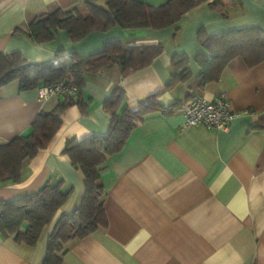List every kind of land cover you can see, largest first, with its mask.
<instances>
[{
    "label": "crops",
    "instance_id": "obj_1",
    "mask_svg": "<svg viewBox=\"0 0 264 264\" xmlns=\"http://www.w3.org/2000/svg\"><path fill=\"white\" fill-rule=\"evenodd\" d=\"M87 1L0 0V53L18 52L28 62H43L63 48L86 59L113 40L125 46L160 43L163 51L126 76L117 65L87 74L80 91L85 112L76 103L65 109L49 144L24 161L21 181L0 183V200L58 181L64 191L72 189L35 245L18 244L0 234V264H43L55 223L72 214L84 195L82 171L62 153L66 141L105 135L110 115L103 104L113 90L122 88L126 105L136 109L169 79L174 53L188 56L191 77L162 92L158 102L165 112L147 114L122 149L99 167L107 227L68 242L59 256L64 264H264V127L258 126L264 123V62L248 68L234 58L218 82L201 89V68L194 61L203 50L196 37L200 27L208 35L264 27V0H217L224 14L213 11L208 3L214 0H208L164 29L114 26L75 42L64 30L44 43L29 37L27 27L35 17L74 8L86 17ZM139 1L160 5L167 0ZM220 93L236 113L228 130L182 127L181 108L188 101L211 100ZM61 100L40 99L38 88L21 91L17 81L0 87V144L29 133L36 115ZM173 103L179 105L166 112Z\"/></svg>",
    "mask_w": 264,
    "mask_h": 264
},
{
    "label": "trees",
    "instance_id": "obj_2",
    "mask_svg": "<svg viewBox=\"0 0 264 264\" xmlns=\"http://www.w3.org/2000/svg\"><path fill=\"white\" fill-rule=\"evenodd\" d=\"M207 1L167 0L160 5H149L139 0H88L86 17H82L75 8L56 9L35 17L27 27L28 35L35 43H44L53 39L55 31L64 30L75 42L92 32H105L114 26L122 29H164ZM208 5L213 11L224 14L225 8L219 1L214 0ZM196 37L203 49L194 57L201 68V89L208 83L218 82L224 68L234 58H241L248 68L264 62V27L246 26L211 35L200 27ZM162 51L160 43L125 46L120 40H113L86 59H80L75 52H67L63 48L58 49L53 58L43 62H28L18 52L0 53V87L17 81L19 90L24 91L65 79L78 89L76 97L64 96L51 110H41L33 120L29 133L0 144V183L21 181L24 161L35 157L49 144L60 128V117L65 109L76 103L85 112L80 91L87 74H96L117 65L121 75L126 76L148 66ZM188 64L189 58L185 53H174L171 57L173 73L169 79L134 110L125 103V91L116 87L103 104L110 115L107 133L66 141L62 153L82 171L84 195L72 214L62 215L55 223L47 238L43 264H64L59 254L64 252L68 242L107 227L105 187L100 182L99 167L107 156L122 149L130 132L147 114L165 112L166 108L158 102V97L191 77ZM178 105L171 104L166 112H171ZM258 126L264 127V123ZM62 186V181L45 183L34 192L0 200L2 237H12L18 244L35 245L43 228L53 221L72 192V189L64 191Z\"/></svg>",
    "mask_w": 264,
    "mask_h": 264
},
{
    "label": "built area",
    "instance_id": "obj_3",
    "mask_svg": "<svg viewBox=\"0 0 264 264\" xmlns=\"http://www.w3.org/2000/svg\"><path fill=\"white\" fill-rule=\"evenodd\" d=\"M78 89L76 86L61 79L53 84L38 87L40 99H47L51 96H73L76 97ZM182 127L202 125L206 128L228 130L231 120L236 113L231 109L230 102L224 93H220L211 100L196 97L188 101L182 108Z\"/></svg>",
    "mask_w": 264,
    "mask_h": 264
}]
</instances>
